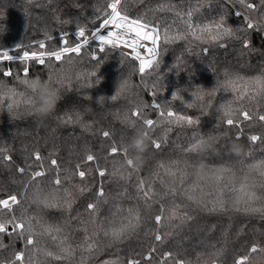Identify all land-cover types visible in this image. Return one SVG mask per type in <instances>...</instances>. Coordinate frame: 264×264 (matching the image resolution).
Instances as JSON below:
<instances>
[{"label": "trees", "instance_id": "trees-1", "mask_svg": "<svg viewBox=\"0 0 264 264\" xmlns=\"http://www.w3.org/2000/svg\"><path fill=\"white\" fill-rule=\"evenodd\" d=\"M116 2L0 0V200L18 201L0 205V264H264V176L248 168L264 160V0H119L122 15L159 32V57L143 73L95 42L60 61L21 59L81 44ZM28 80L59 91L44 119L31 111ZM128 108L149 147L124 171ZM37 183L54 190L48 206L26 200ZM21 221L30 232L13 228Z\"/></svg>", "mask_w": 264, "mask_h": 264}, {"label": "snow or ice", "instance_id": "snow-or-ice-1", "mask_svg": "<svg viewBox=\"0 0 264 264\" xmlns=\"http://www.w3.org/2000/svg\"><path fill=\"white\" fill-rule=\"evenodd\" d=\"M119 0H117L116 3H112L109 5L110 9H111V18L110 19H105L104 20V24L105 26L111 25L113 26L117 31H108L107 35H102V34H97V33H93L92 36L94 39H97L101 45L100 51L103 52L104 51V47L103 45H112L114 47H119V46H124V47H128L131 48L132 51L136 54L135 55V59H140L139 56V52L137 51V49L141 46L140 42L143 40H150L152 42L153 45H155L157 43L158 40V34L157 35H150L149 30H148V26L144 23H142L139 20H130L127 16L122 15L118 10H117V4H118ZM241 3H243V0H241ZM249 8L252 7L251 4L248 5ZM249 28H252L253 25L251 22H249L248 24ZM152 33H155V29L151 30ZM225 32H229L228 29H225ZM78 36L81 38L85 37V30L83 28L80 29V31L78 32ZM88 43V40L85 38L83 40V42L81 44H77L74 47H68L65 46L63 48H61L58 51H52V52H42V53H28V52H24L23 57L21 59L23 60H28V59H34L37 60L40 64H44L45 60L44 57L47 56L49 59L54 58L56 61H60L62 59V57L66 54H70V53H75L76 55H80L81 53V49L84 45H86ZM65 44H67V41H65ZM41 48H44V44L41 43L40 44ZM147 51L150 54L154 53V48H148ZM2 57L4 60H12L13 57L10 56L8 54V52H3L2 53ZM153 62L152 61H143L141 60L140 62V72L143 73L145 71V69L147 67H149ZM25 74L27 75V72H25ZM5 75H10V73H5ZM258 83H264V82H260L258 81ZM119 94V93H117ZM136 115H139V113H136ZM167 115L169 117L174 116V113L169 111L167 113ZM245 118H248V114L245 113ZM179 119L183 120L184 117H180ZM261 120H264V116L260 117ZM187 123L191 124L192 121L188 120ZM228 124H232L233 121L231 119H229L227 121ZM145 124L151 128L153 125V121L152 120H146ZM105 137L109 136V133L105 132L104 133ZM253 141H255L257 139V137L253 136L251 138ZM204 144L203 141L200 142L199 145H196L195 147H201ZM155 147L159 148L160 144L156 143ZM195 150V149H193ZM117 151V149L115 147L112 148V153L115 154ZM37 159H40L39 156H37ZM87 160L88 161H92L93 160V156L88 155L87 156ZM53 164H56V161H52ZM261 165H264V161L261 162V164H257L254 165V167L259 168L261 167ZM21 171H23V169H21ZM44 175L43 172L37 171L33 174V179H36L40 176ZM100 175L103 176L104 172H100ZM79 176L83 179L85 176V172L84 171H80L79 172ZM56 185H60L61 181L59 178H57L55 180ZM243 191V189H242ZM100 195L103 196V192H100ZM10 201L12 204H16L17 201V197L15 195L10 197ZM0 205L3 206V208L7 209L9 207V200H0ZM46 206H48V204H45ZM89 209H94V205L89 204ZM161 217L157 216L156 217V222L160 223ZM6 222L0 221V233L5 232L6 231V227L5 224ZM13 228L15 229H19L21 231V234H23L25 231L30 232L31 231V227L30 225L26 228L25 223L23 221L19 222V223H13ZM121 231H123V229H121ZM114 237L119 238L120 236V232H115L113 233ZM156 239L159 240L161 239V237L159 235L156 236ZM26 243L28 245H32L33 244V240L31 238H28L26 240ZM252 251L255 252L257 251V249L255 247L252 248ZM24 257L23 254H17L15 260L16 261H23ZM12 264H15V261L12 262ZM238 264H244V261L241 260L238 262Z\"/></svg>", "mask_w": 264, "mask_h": 264}, {"label": "clouds", "instance_id": "clouds-1", "mask_svg": "<svg viewBox=\"0 0 264 264\" xmlns=\"http://www.w3.org/2000/svg\"><path fill=\"white\" fill-rule=\"evenodd\" d=\"M64 69L55 70L53 72V78L58 77ZM25 87L29 93L28 102L31 105V111L39 119H44L55 112L56 106L60 100V94L58 89L54 86L52 82L38 81V80H28L25 81ZM6 88H0V93L6 92ZM140 107L139 104L135 105ZM238 109H229L224 112V115L230 119L236 115ZM131 109H125L121 112L122 121L131 129L133 133L128 137L126 143L123 146V151L127 153V157L123 161H118V168L127 171L131 168H138L143 160L144 154L147 152L149 147V137L147 130L138 124L137 121L133 120L130 115ZM231 150L240 156L242 152V147L237 144H233ZM261 161H256L248 165L249 170L259 171L261 176H264V165L256 168L254 165L261 164ZM54 190L49 187H41L37 183L36 187L28 193L26 200L31 204L40 208L46 203L50 202V197L52 196ZM237 201L233 199V204L235 205ZM6 222V221H3Z\"/></svg>", "mask_w": 264, "mask_h": 264}, {"label": "built area", "instance_id": "built-area-1", "mask_svg": "<svg viewBox=\"0 0 264 264\" xmlns=\"http://www.w3.org/2000/svg\"><path fill=\"white\" fill-rule=\"evenodd\" d=\"M117 10H118V7H117ZM111 16L108 18L110 19ZM132 20V19H130ZM153 28L151 27H148V30H149V33L150 35H157L158 34V40H157V43L155 45L152 44V42L150 40H143L140 42L141 46L137 49V51L139 52V56H140V59H137L138 62H139V66H140V62L141 60L147 62V61H152L153 63L156 62V60L158 59L159 57V32L157 30H155V33H152V30ZM108 31H117L113 26L111 25H108V26H105V24H103L95 33L97 34H102V35H107ZM88 40V43L89 42H95L99 45V47L101 48V45L99 43V41L97 39H94L93 36L91 35L90 37L87 38ZM104 49L106 47H110L112 49H115V50H118V51H121L133 58H135V53L132 51L131 48H128V47H124V46H119V47H114L112 45H103ZM148 48H154V53L153 54H150L147 49ZM152 63V64H153ZM152 64L147 67L146 69L150 68L152 66ZM145 69V70H146Z\"/></svg>", "mask_w": 264, "mask_h": 264}, {"label": "rangeland", "instance_id": "rangeland-1", "mask_svg": "<svg viewBox=\"0 0 264 264\" xmlns=\"http://www.w3.org/2000/svg\"><path fill=\"white\" fill-rule=\"evenodd\" d=\"M14 204H9V207L8 208H10L11 206H13Z\"/></svg>", "mask_w": 264, "mask_h": 264}, {"label": "bare ground", "instance_id": "bare-ground-1", "mask_svg": "<svg viewBox=\"0 0 264 264\" xmlns=\"http://www.w3.org/2000/svg\"><path fill=\"white\" fill-rule=\"evenodd\" d=\"M9 204H12L10 200H9Z\"/></svg>", "mask_w": 264, "mask_h": 264}]
</instances>
